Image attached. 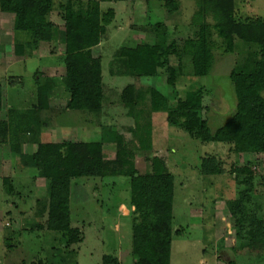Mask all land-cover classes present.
I'll return each mask as SVG.
<instances>
[{
    "label": "trees",
    "instance_id": "16d2710c",
    "mask_svg": "<svg viewBox=\"0 0 264 264\" xmlns=\"http://www.w3.org/2000/svg\"><path fill=\"white\" fill-rule=\"evenodd\" d=\"M180 5L179 0L163 2L171 17L179 12ZM55 10L62 24L51 20ZM0 14L11 20L13 54L18 59H32L38 51L48 48L53 54L51 47L59 43L64 47L61 57L62 86L67 98L64 106L58 107L54 102L59 83L38 73L35 76L36 103L23 112L7 110L5 87L0 79V146L10 143L12 165L23 167L18 169L28 170L22 172L25 176L45 183V194L36 199L32 211L39 222L30 230L58 232L65 247L82 243V231L72 226L73 180L124 177L129 180L126 203L134 207L131 216L133 264H171L173 236L181 234L174 230L176 176L171 171L155 170L143 174L136 166L135 154L152 150L149 135L153 115L157 113L165 114L169 126L184 130L190 138L204 144H223L229 147V153L239 157L264 147V20L243 19L237 13L234 0H199L191 21V25L198 28L194 37L172 38L169 25L163 19L138 26L151 38L123 44L112 55L109 75L153 78L157 80L154 83H162L170 89L163 92L153 83L140 88L129 84L123 89L122 105L134 124L130 128V142L117 129L104 133L98 141L42 142L43 128L49 127L59 109L87 113L90 125L102 115L106 98L103 66L101 56H95L94 49L106 39L116 11L102 8L99 0H0ZM209 18L213 24L209 23ZM215 49L231 55L229 77L237 104L231 117L213 131L209 117L204 115V111H210V107L204 105L208 96L206 88L190 90L181 98L176 84L180 78L211 75L216 62ZM19 80L21 77H11L10 83L15 85ZM15 139L16 142L12 141ZM23 143L34 144L36 150L24 153ZM199 161L201 177L227 172L216 155L201 156ZM15 169L12 166L11 171ZM231 175L237 184L245 185L238 197L226 202L234 222V238L240 243L234 249L258 250L262 253L257 256L264 259V213L259 207L264 175L259 176L257 182L253 175L241 181L233 169ZM11 179H4L8 195L14 191ZM26 200L33 205L32 199L27 197L24 206L28 203ZM21 214L24 216L25 212ZM10 238L8 236L4 242ZM10 246L8 242L7 247ZM102 264L122 262L115 256L104 255Z\"/></svg>",
    "mask_w": 264,
    "mask_h": 264
},
{
    "label": "rangeland",
    "instance_id": "374dc122",
    "mask_svg": "<svg viewBox=\"0 0 264 264\" xmlns=\"http://www.w3.org/2000/svg\"><path fill=\"white\" fill-rule=\"evenodd\" d=\"M99 1L102 8H113L116 11V18L107 29L106 39L94 49V55L102 58L106 97L104 111L90 125L87 113L59 109L49 127L43 128L42 142L98 141L111 129L119 130L130 142V128L134 124L122 105L123 89L129 84L140 88L153 83L161 91L167 92L170 87L154 83L157 80L153 78L110 76L108 69L112 55L125 43L150 39L148 33L138 27L149 22L155 23L163 19L169 25L172 38L177 37L179 40L189 35L194 37L198 31L197 27L191 25V21L199 0H179L180 10L174 17L163 7L164 0ZM234 2L237 13L243 19L258 17L264 20V0ZM51 20L62 24L57 10L52 14ZM208 21L213 24L211 18ZM0 26L6 31L10 30L8 22L1 21V14ZM2 35L4 39L9 38V34L0 30V38ZM4 39L0 40V79L5 87L6 109L23 112L31 107L35 102V76L38 73L59 83L60 87L56 91V103L59 107V100L67 99L62 86L63 45L57 43L58 45L51 47L54 48L53 54L50 53V48L44 50L45 57L40 60H24V65L17 63L11 74L22 76L23 79L18 84L11 85V77L7 78L3 61L12 55L8 52L9 45L5 44ZM214 52L216 62L211 75L195 79L180 78L176 87L181 98L190 90L201 86L206 88L208 96L204 99V105L210 107V111H204V115L209 117V125L216 131L235 112L237 100L229 77L233 63L231 55L224 54L221 49H215ZM14 128L12 126V131H15ZM151 132L149 139L152 150L137 151L134 160L143 174L155 170L171 171L176 176L174 230L181 231V234L173 236L171 264H229L230 261L233 264H264L262 256H257L262 253L260 251L244 247L234 249L240 243L234 238V222L226 209V202L238 197V192L245 187L243 183L237 184L235 177L231 175L232 169L240 176L241 181L247 175H253L257 182V178L264 175V147L239 157L229 153V147L223 144H204L190 138L184 130L169 126L163 113L153 115ZM12 141L16 142V139ZM30 145L23 143V152H28ZM11 146L10 143L0 146V264H102L104 255L115 256L122 264H133L132 218H119L116 212L117 204L124 203L129 197V191H126L129 188L127 178L73 180L70 205L72 226L82 231L84 240L65 247L63 237L58 232L36 228L30 230L39 222L32 211L36 199L45 194V183L43 180L34 181L29 175L23 174L28 170L19 171L21 169L18 168L23 167L12 165ZM207 154L216 155L222 160L227 170L225 175L200 176L199 158ZM12 166L17 168L13 172ZM8 177L12 178V195L5 193L4 179ZM259 191L260 198L256 197L259 198V207L264 213V190ZM27 197L32 199L33 205L30 200H26L28 203L24 206V198ZM23 211L24 216L21 214ZM11 231H15V234H10ZM8 236L11 238L4 242ZM8 242L10 247H7Z\"/></svg>",
    "mask_w": 264,
    "mask_h": 264
},
{
    "label": "crops",
    "instance_id": "0c3cea01",
    "mask_svg": "<svg viewBox=\"0 0 264 264\" xmlns=\"http://www.w3.org/2000/svg\"><path fill=\"white\" fill-rule=\"evenodd\" d=\"M1 21H3V22H8V26H9V28H10V30L9 31H6V30H4L5 28L3 27V26H0V30H2V31H5V33H6V35L7 34H9V38H5L4 39V36L2 37V38H0V40H5L4 42H5V44H8L9 45V50H8V52H10V54L12 55L10 58H8L6 61H3L4 63H3V65H5V71H6V73H7V78H9V77H16V76H12V69H13V67L17 64V63H22L23 64V61L24 60H29V59H18V57H16L14 54H13V43H14V33H13V30H12V25H11V20L9 19V18H7V17H5V16H3L2 14H1ZM4 32H2V34H3ZM45 53L46 52H44V50H41V51H38V53L36 54V56L34 57V58H37V59H41L42 57H45ZM6 55V53L4 52V56ZM34 58H32V59H34ZM24 65V64H23ZM11 69V70H10ZM22 79H23V77L22 76H20ZM7 78H5V80L7 79ZM18 84V83H17ZM35 91H36V88H35ZM34 96H35V93H34ZM33 96V97H34ZM57 100V99H56ZM56 100L54 101V102H56ZM58 101V100H57ZM61 101H63V102H61ZM59 102H60V104L62 105V106H64L66 103H67V99L66 100H59ZM36 103V99H35V102L33 103V105ZM32 145V144H31ZM30 145V148L29 149H27L28 150V152H24V153H26V154H30V153H33L35 150V145H32L31 146ZM28 146H29V144H28ZM33 146H34V148H33ZM133 210H134V207H132V206H130V205H128L127 203H126V201L124 202V203H118L117 204V214H118V217L120 218V217H124V218H131V216H132V213H133Z\"/></svg>",
    "mask_w": 264,
    "mask_h": 264
}]
</instances>
